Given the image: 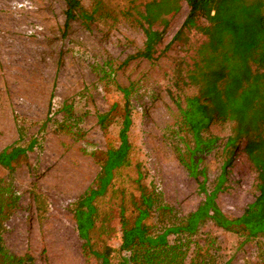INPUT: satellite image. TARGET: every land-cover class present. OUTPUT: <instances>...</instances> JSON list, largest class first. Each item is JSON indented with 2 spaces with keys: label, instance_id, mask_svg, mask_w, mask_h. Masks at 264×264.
Returning a JSON list of instances; mask_svg holds the SVG:
<instances>
[{
  "label": "rangeland",
  "instance_id": "374dc122",
  "mask_svg": "<svg viewBox=\"0 0 264 264\" xmlns=\"http://www.w3.org/2000/svg\"><path fill=\"white\" fill-rule=\"evenodd\" d=\"M160 1L78 0L66 26L64 0H0V151L26 150L12 171L0 167L18 197L2 235L11 254L29 255L31 264H101L93 252L119 249L121 219L132 224L141 192L154 200L144 221L151 233L181 226L216 184L223 183L214 202L228 218L258 196L244 140L226 145L233 122L213 119L201 132L215 139L193 162L205 172L206 193L203 176L180 162L193 147L182 111L201 94L191 78L207 37L191 28L172 41L188 7L180 0L166 15L152 5ZM149 30L162 32L152 59L133 57ZM126 116L128 163L93 201L96 226L84 245L73 209L97 188ZM175 237L187 242L195 264H264V232L246 238L204 220L194 234L169 240ZM124 254L115 251L111 262Z\"/></svg>",
  "mask_w": 264,
  "mask_h": 264
},
{
  "label": "trees",
  "instance_id": "16d2710c",
  "mask_svg": "<svg viewBox=\"0 0 264 264\" xmlns=\"http://www.w3.org/2000/svg\"><path fill=\"white\" fill-rule=\"evenodd\" d=\"M64 1L67 5V26L69 21L76 17L79 3L78 0ZM179 1L161 0L158 3L152 2V5L168 15L178 10ZM184 1L188 13L172 41L177 39L184 29L196 28L207 37V42L200 49L201 59L196 66L197 76L191 78L192 82L202 86L201 94L199 97L189 98L182 111L183 119L192 135L193 147L188 149L186 145L187 159L184 154L180 156V162L189 175L196 176L200 173L203 176L199 187L206 193L205 172L198 170L199 163L195 165L193 162L201 160L198 154H204L201 151L206 147L204 142L212 140L214 144L215 139H204L201 132L213 119L233 122V135L227 139L226 145L233 146L239 140H244L243 151L256 174L255 187L259 194L240 216L228 218L214 202V196L223 183L216 184L213 191L206 194L203 203L188 215L181 226L171 225L151 233L144 221L150 215L154 200L152 194L141 192V202L134 205L137 214L132 224L129 225L126 220L121 219L125 222L121 223L119 249L106 247L102 252H93L101 264H113L110 257L115 251L125 252L116 264H195L192 255H188L187 242L177 237L170 241L169 236L194 234L204 220H210L216 227L225 231L240 230L246 238L264 232V0ZM80 16L85 17L84 14ZM201 18L205 19L207 26L196 25ZM161 38L162 32L149 30L142 50L133 57L152 59L155 46ZM205 52L207 54H204ZM129 124L130 119L126 116L119 132L121 143L116 149L109 151L104 174L99 176L97 188L83 195L73 209L77 233L84 240V245H90V234L96 226L93 201L105 193L114 170L128 163L126 133ZM24 153L26 150L20 147L0 151V167L12 171ZM191 163L194 164L192 172L186 167ZM17 205L18 197L12 187L5 185L0 179V264H31L33 261L29 255L19 257L11 254L3 243L5 225Z\"/></svg>",
  "mask_w": 264,
  "mask_h": 264
}]
</instances>
